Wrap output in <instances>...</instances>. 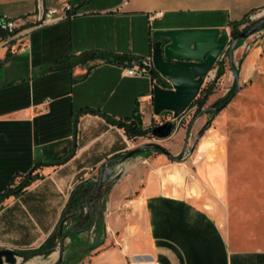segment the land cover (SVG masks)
<instances>
[{"label": "crops", "instance_id": "1", "mask_svg": "<svg viewBox=\"0 0 264 264\" xmlns=\"http://www.w3.org/2000/svg\"><path fill=\"white\" fill-rule=\"evenodd\" d=\"M49 7L57 12L39 24L38 8ZM262 8L264 0H0V18L18 24L0 35V193L37 175L0 200V248H37L63 216L66 225L68 211L88 207L74 201L81 186L95 184L102 166L111 169L107 160L133 144L107 116L128 121L137 114L143 127L153 126L156 79L128 75L104 54L151 55L153 29L225 30ZM192 126L161 138L171 153L191 138ZM221 143L206 133L189 159L157 151L114 164L98 192L103 233L88 264H264V204L232 207ZM205 197L217 201L215 213L202 205Z\"/></svg>", "mask_w": 264, "mask_h": 264}, {"label": "rangeland", "instance_id": "2", "mask_svg": "<svg viewBox=\"0 0 264 264\" xmlns=\"http://www.w3.org/2000/svg\"><path fill=\"white\" fill-rule=\"evenodd\" d=\"M263 16L264 8L252 9L244 14L242 17L244 19L237 29L241 31ZM225 30L229 36L233 35L231 25ZM225 47L224 57L212 70L215 79H212V91L208 94L204 105L198 111L195 104L178 128L182 127V130H185L193 124L191 138L186 143L187 149L191 147L195 133L205 124L200 136L210 133L211 137L217 135L221 140L224 150H220L226 155L229 164L228 176L232 179L230 181L232 207L243 206L250 201L264 204V28L258 29L246 38L238 39L232 49L230 43ZM230 50L233 53L232 63L238 71L240 88L228 104L219 111L213 112L211 111L213 102L225 96L236 81L231 70ZM220 64L223 65L224 72L217 78L216 72ZM158 76L164 79L160 73ZM209 83L205 79L202 88L205 90ZM204 90L201 91L200 97L203 96ZM166 112V109L162 110L160 114L154 116L151 123L155 125L171 118L172 115ZM146 141H158L166 148L164 139L155 138L150 132L134 137L131 148ZM208 144L212 147L213 142L210 140ZM184 145L179 152L172 153L178 157L174 160L183 161V156L189 159L196 152L197 145L190 153L185 152L180 157ZM211 151L208 152L213 156ZM157 153L153 148L143 150L140 154L149 159ZM218 202L222 203L221 199H218ZM202 205L212 213L217 211V201L210 197H205ZM87 212L85 206L81 211H68L65 214L66 225L60 232L58 229L53 231L46 240L45 247L41 251L43 253L27 256L24 259L18 256L15 264H88L90 255L96 249L95 237L103 233L104 217L102 213L96 214L94 208L90 215ZM74 229L77 231L74 232Z\"/></svg>", "mask_w": 264, "mask_h": 264}, {"label": "water", "instance_id": "3", "mask_svg": "<svg viewBox=\"0 0 264 264\" xmlns=\"http://www.w3.org/2000/svg\"><path fill=\"white\" fill-rule=\"evenodd\" d=\"M264 28V16L255 20L250 25L243 28L241 31L229 36L226 30H221L219 27H176V28H156L152 30V60L154 69L170 84V87L162 86L154 83L153 85V111L155 114H160L164 109L172 112V117L164 120L161 123L155 124L150 128L151 136L155 138H165L169 136L179 124L174 117L179 116L198 95L202 85L211 74L217 58L227 46L231 44V49L234 47L238 39H243L254 33L258 29ZM232 50L229 53L231 61V70L236 77L234 91L218 106L213 107L214 111L222 109L235 96L240 86L238 83V71L232 63ZM204 126L193 136V142L189 149L186 147L188 136L186 137L185 145L181 151L180 157L185 152L190 153L197 143L198 137ZM160 149L166 156L172 159H177L168 149H166L158 141H146L139 144L137 147L127 150L124 154L110 158L107 160L108 166L112 169L114 164L122 162L125 158L140 154L146 149ZM137 153L138 151H140ZM110 170L100 168L99 178L94 186H92L86 194L85 202L90 203V197L93 198L95 204L99 200L98 192L104 184V179L110 174ZM116 176H114L115 178ZM113 178V180H114ZM113 180L108 182L107 190ZM102 200L100 199V203ZM101 213V212H100ZM63 216L59 224V232L63 228ZM25 257L22 252L12 248H0V264H15L18 256Z\"/></svg>", "mask_w": 264, "mask_h": 264}, {"label": "trees", "instance_id": "4", "mask_svg": "<svg viewBox=\"0 0 264 264\" xmlns=\"http://www.w3.org/2000/svg\"><path fill=\"white\" fill-rule=\"evenodd\" d=\"M244 18H241V19H238V20H233V21H230L228 22L229 25H231V32L232 34H235L237 32H239L240 30L237 29V26L239 25V23H241L243 21ZM2 19L0 18V21ZM8 34V31L7 30H4L0 27V35L4 36ZM101 54H99L100 56ZM104 56H106V58H108L109 60H112V61H116V62H119V63H122L124 64L125 62H130V60H138V57H135V56H130L129 54H104ZM69 58L68 57H63V58H58L56 60H54L52 63H51V66L50 67H55L57 65H60L62 64L64 61H67ZM79 59H76V60H73V61H68V64H71L73 62H76L78 61ZM224 72V67L223 65H219L218 68H217V72H216V77L218 78L222 73ZM152 77H154L156 79L155 83H158V84H161L162 86H165V87H169L170 84L165 80V79H162V78H158L156 76L159 75V73L156 71V70H153L152 71ZM215 79V78H214ZM213 79V80H214ZM213 80L207 84L205 90L204 88H201V90L199 91L198 95L192 100V102L190 103V105H193V104H196L197 105V109L198 111L201 110L202 106L204 105V102L208 96V94L212 91V87H213ZM235 82L234 84L232 85V87L229 89V91L226 93L225 96L221 97V98H218L217 100H215L212 104V107H215V106H218L220 105L232 92L233 90L235 89ZM205 91L203 96H199L201 91ZM211 107V111L214 112V110L212 109ZM207 110H210V108H207ZM91 111H96L94 109H91ZM169 110H167L168 112ZM107 119L112 122V123H115L117 124L118 126L122 127L124 129V132L129 136V137H135V136H140V135H145L147 134L148 132H150V127H143L142 124H141V118L140 116H138L137 114H135L131 119H129L128 121H125V120H120V119H115V118H112V117H109L107 116ZM158 152H162V150L160 149H156ZM141 152L138 151L137 153ZM37 175H31V174H28L24 180H22L21 182H19L18 185H16L15 187H8L6 190H4V192L0 193V200L2 198H4L6 195L10 194V193H16V192H19L20 190H22L28 183H30L31 180H33L34 178H36ZM45 243H42L39 247L37 248H34V249H31V250H27V251H22V253L24 255H28V254H36V253H39L42 251V249L45 247Z\"/></svg>", "mask_w": 264, "mask_h": 264}, {"label": "built area", "instance_id": "5", "mask_svg": "<svg viewBox=\"0 0 264 264\" xmlns=\"http://www.w3.org/2000/svg\"><path fill=\"white\" fill-rule=\"evenodd\" d=\"M71 5L65 4L62 7V16H68L70 14ZM57 12V9L54 7H49L46 9L38 8L36 13V20L39 24L43 22H47L52 19L54 13ZM18 26L17 22L13 18H3L0 21V27L4 30L8 31V34L5 36L6 38L12 34L14 28ZM226 48V47H225ZM225 49L222 50L220 55L217 58L215 68L217 67L218 63L224 57ZM123 65L124 71L128 75H151L154 69L152 55H145L138 58V60L125 62ZM214 69V68H213ZM214 78V73L211 71V74L206 77L208 83L212 81ZM195 104L189 105L179 116L174 117L176 122L180 125L182 120L188 115L190 111L194 108ZM174 132V131H173Z\"/></svg>", "mask_w": 264, "mask_h": 264}, {"label": "flooded vegetation", "instance_id": "6", "mask_svg": "<svg viewBox=\"0 0 264 264\" xmlns=\"http://www.w3.org/2000/svg\"><path fill=\"white\" fill-rule=\"evenodd\" d=\"M96 183V182H95ZM95 184H84L83 186H81L83 189L80 191L79 190V193H81V194H79V196L77 197V199H74V201H76V200H80V201H86V200H88V198H86V194H87V191L92 187V186H94ZM76 195H78V194H76ZM92 208H94L96 211H97V204H94L93 206H90V205H88V207L86 208L87 209V211H89V212H91L92 211ZM96 214H97V212H96ZM73 228H76V227H73ZM77 229V228H76ZM76 229H74V232L75 231H77ZM73 231V230H72Z\"/></svg>", "mask_w": 264, "mask_h": 264}]
</instances>
